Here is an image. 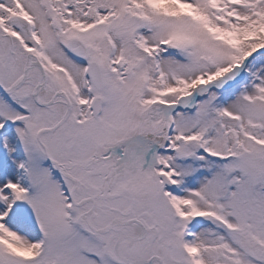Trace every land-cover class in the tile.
<instances>
[{
	"label": "snow or ice",
	"instance_id": "1",
	"mask_svg": "<svg viewBox=\"0 0 264 264\" xmlns=\"http://www.w3.org/2000/svg\"><path fill=\"white\" fill-rule=\"evenodd\" d=\"M0 264H264V0H0Z\"/></svg>",
	"mask_w": 264,
	"mask_h": 264
}]
</instances>
